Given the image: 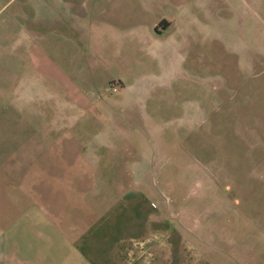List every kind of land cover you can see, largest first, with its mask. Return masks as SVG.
Wrapping results in <instances>:
<instances>
[{"label":"crops","instance_id":"0c3cea01","mask_svg":"<svg viewBox=\"0 0 264 264\" xmlns=\"http://www.w3.org/2000/svg\"><path fill=\"white\" fill-rule=\"evenodd\" d=\"M240 2L250 20L246 9L261 11L263 31L264 0ZM224 5L0 0V264H184V255L189 263L140 188L98 168L109 166L101 152L136 130L123 126L122 102H139L136 93L164 101L156 88L172 86L207 36L222 37L223 20L236 31L237 4ZM136 62L156 70L150 83L127 78Z\"/></svg>","mask_w":264,"mask_h":264},{"label":"rangeland","instance_id":"374dc122","mask_svg":"<svg viewBox=\"0 0 264 264\" xmlns=\"http://www.w3.org/2000/svg\"><path fill=\"white\" fill-rule=\"evenodd\" d=\"M229 1L238 8L236 31L231 18L223 20L222 37L207 36L172 86L156 88L164 101L138 92L132 98L139 102H122L123 126L136 130L128 143L101 152L109 166L98 168L111 180L124 179L119 186L140 188L143 206L189 249V263L180 255L184 264L263 261L264 29L255 8L246 9L250 20L240 0H221ZM139 65L127 78L150 83L156 70Z\"/></svg>","mask_w":264,"mask_h":264},{"label":"built area","instance_id":"2783aa9c","mask_svg":"<svg viewBox=\"0 0 264 264\" xmlns=\"http://www.w3.org/2000/svg\"><path fill=\"white\" fill-rule=\"evenodd\" d=\"M113 90H115V88Z\"/></svg>","mask_w":264,"mask_h":264}]
</instances>
